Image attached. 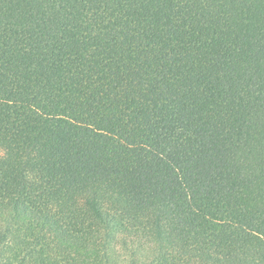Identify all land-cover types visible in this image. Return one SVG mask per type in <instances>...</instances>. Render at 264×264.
I'll list each match as a JSON object with an SVG mask.
<instances>
[{"label": "trees", "instance_id": "1", "mask_svg": "<svg viewBox=\"0 0 264 264\" xmlns=\"http://www.w3.org/2000/svg\"><path fill=\"white\" fill-rule=\"evenodd\" d=\"M0 264H264V0H0Z\"/></svg>", "mask_w": 264, "mask_h": 264}]
</instances>
